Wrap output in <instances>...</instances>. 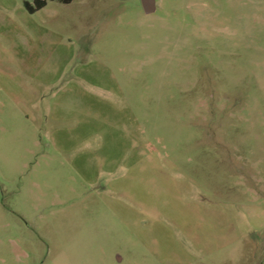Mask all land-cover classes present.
<instances>
[{
  "label": "rangeland",
  "instance_id": "rangeland-1",
  "mask_svg": "<svg viewBox=\"0 0 264 264\" xmlns=\"http://www.w3.org/2000/svg\"><path fill=\"white\" fill-rule=\"evenodd\" d=\"M0 0V264H264V0Z\"/></svg>",
  "mask_w": 264,
  "mask_h": 264
},
{
  "label": "trees",
  "instance_id": "trees-1",
  "mask_svg": "<svg viewBox=\"0 0 264 264\" xmlns=\"http://www.w3.org/2000/svg\"><path fill=\"white\" fill-rule=\"evenodd\" d=\"M49 1H59L62 4H71L74 0H34L33 3L25 2L24 7L29 14H35L45 8Z\"/></svg>",
  "mask_w": 264,
  "mask_h": 264
},
{
  "label": "water",
  "instance_id": "water-1",
  "mask_svg": "<svg viewBox=\"0 0 264 264\" xmlns=\"http://www.w3.org/2000/svg\"><path fill=\"white\" fill-rule=\"evenodd\" d=\"M143 7L147 13H151L155 10L153 0H143Z\"/></svg>",
  "mask_w": 264,
  "mask_h": 264
},
{
  "label": "crops",
  "instance_id": "crops-1",
  "mask_svg": "<svg viewBox=\"0 0 264 264\" xmlns=\"http://www.w3.org/2000/svg\"><path fill=\"white\" fill-rule=\"evenodd\" d=\"M3 106H4L3 102L0 101V107H3ZM0 121L3 123V119H0Z\"/></svg>",
  "mask_w": 264,
  "mask_h": 264
}]
</instances>
